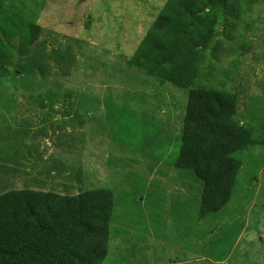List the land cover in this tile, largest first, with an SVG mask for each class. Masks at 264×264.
Masks as SVG:
<instances>
[{"label":"rangeland","instance_id":"rangeland-1","mask_svg":"<svg viewBox=\"0 0 264 264\" xmlns=\"http://www.w3.org/2000/svg\"><path fill=\"white\" fill-rule=\"evenodd\" d=\"M167 0H0L42 31L0 72V192L111 191L99 264H264V0H231L196 86L234 95L245 143L229 203L174 162L187 90L132 62Z\"/></svg>","mask_w":264,"mask_h":264},{"label":"trees","instance_id":"trees-1","mask_svg":"<svg viewBox=\"0 0 264 264\" xmlns=\"http://www.w3.org/2000/svg\"><path fill=\"white\" fill-rule=\"evenodd\" d=\"M231 0H167L136 49L132 62L187 90L182 149L174 166L202 183L199 218L230 201L245 145L238 136L234 95L196 86L204 54L217 28L227 27ZM0 15V72L15 44L26 56L42 29ZM112 193L97 189L75 197L29 189L0 192V264H99L106 253Z\"/></svg>","mask_w":264,"mask_h":264}]
</instances>
